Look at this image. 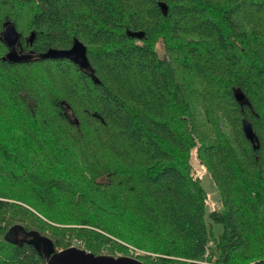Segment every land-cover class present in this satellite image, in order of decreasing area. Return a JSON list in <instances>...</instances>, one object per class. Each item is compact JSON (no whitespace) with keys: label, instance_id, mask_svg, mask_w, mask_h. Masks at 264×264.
I'll list each match as a JSON object with an SVG mask.
<instances>
[{"label":"trees","instance_id":"obj_1","mask_svg":"<svg viewBox=\"0 0 264 264\" xmlns=\"http://www.w3.org/2000/svg\"><path fill=\"white\" fill-rule=\"evenodd\" d=\"M5 21L37 57L9 62L0 41V264H46L40 238L160 255L144 264H264V0H0V38ZM75 38L92 72L38 57Z\"/></svg>","mask_w":264,"mask_h":264},{"label":"water","instance_id":"obj_2","mask_svg":"<svg viewBox=\"0 0 264 264\" xmlns=\"http://www.w3.org/2000/svg\"><path fill=\"white\" fill-rule=\"evenodd\" d=\"M158 5L165 15L167 13V6L164 2H158ZM4 30L2 31V38L4 43L10 47L6 53L4 59L12 63H20L27 61V58L24 55H21L17 52L15 45L19 40V33L16 28L10 24L8 21L4 23ZM128 35L132 37L141 38L143 36L142 31H128ZM33 37V33L30 34V40ZM40 59H63L66 58L72 63L76 64L80 69L83 70H92L90 63L87 57V48L83 42L78 39H74L72 45L66 49H56L49 48L44 53H41L38 56ZM92 72V71H91ZM91 78L94 82H98L97 78L92 74ZM234 98L242 105H249V102L246 100L245 95L240 89H235ZM242 130L247 140L251 142L252 145L258 147V139L255 135L251 123L245 119L242 120ZM257 143V144H255ZM37 249H42L47 257L46 264H144L139 259L127 256V255H118L113 256L109 254H98L95 255L91 252L86 251L85 249L70 246L68 248L55 251L52 242L47 238H40L37 241L32 242ZM180 264V263H173Z\"/></svg>","mask_w":264,"mask_h":264},{"label":"rangeland","instance_id":"obj_3","mask_svg":"<svg viewBox=\"0 0 264 264\" xmlns=\"http://www.w3.org/2000/svg\"><path fill=\"white\" fill-rule=\"evenodd\" d=\"M28 35L29 34H27V36ZM2 40H3V38H2V35H1L0 41H2ZM156 48H157V51H158L159 54L162 55L164 53L163 47H162V45L160 43L156 44ZM189 163L191 165L192 173L194 174V176H196L200 180L201 185L203 186V188L205 189V191L207 193V210L219 209L220 208L219 192L217 190V187H216L212 177L210 176L208 168L198 158L196 148H192L191 151H190ZM215 230L217 232L220 231V227L216 226ZM72 245L73 246L81 245V247H79V248H82L83 243L80 242V241H74V242L72 241L71 246ZM125 246H127V248H128L127 256H132V257H135V258H137V256H139V255H149V256H151L153 258L160 256V255L155 254V253H151V252L144 251V250H139L138 248H135V247L130 246V245H125ZM82 249H84V248H82ZM101 253L109 254V252H107L106 250H102ZM118 255H122V254L118 253ZM162 256L163 257H170V256H164V255H162ZM174 258H176V257H174ZM175 263H178V262H175Z\"/></svg>","mask_w":264,"mask_h":264},{"label":"flooded vegetation","instance_id":"obj_4","mask_svg":"<svg viewBox=\"0 0 264 264\" xmlns=\"http://www.w3.org/2000/svg\"><path fill=\"white\" fill-rule=\"evenodd\" d=\"M29 37H30V36H29ZM25 41H26V40H25ZM20 42H21V37H19V40H18V42H17L16 45H15V48H16V50H17V52H18L19 54L24 55V56L27 58V60L34 59L35 57H37V56H34V54L31 53V52L23 50V48H22ZM6 46H7V45H6ZM9 49H10V47L7 46V51H6V53L8 52ZM6 53H5V55H6Z\"/></svg>","mask_w":264,"mask_h":264}]
</instances>
